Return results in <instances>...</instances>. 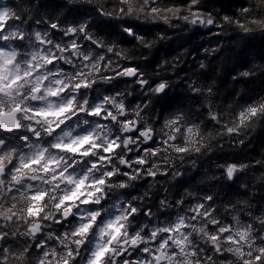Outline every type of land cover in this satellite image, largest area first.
<instances>
[{"label": "clouds", "instance_id": "1", "mask_svg": "<svg viewBox=\"0 0 264 264\" xmlns=\"http://www.w3.org/2000/svg\"><path fill=\"white\" fill-rule=\"evenodd\" d=\"M0 264H264V0H0Z\"/></svg>", "mask_w": 264, "mask_h": 264}]
</instances>
